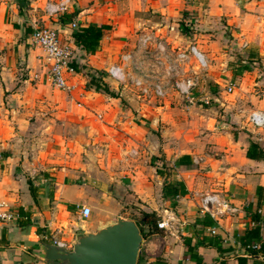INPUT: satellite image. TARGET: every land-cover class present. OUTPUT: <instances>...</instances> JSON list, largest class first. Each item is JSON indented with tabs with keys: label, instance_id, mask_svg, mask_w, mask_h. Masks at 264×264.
<instances>
[{
	"label": "crops",
	"instance_id": "obj_1",
	"mask_svg": "<svg viewBox=\"0 0 264 264\" xmlns=\"http://www.w3.org/2000/svg\"><path fill=\"white\" fill-rule=\"evenodd\" d=\"M56 1L0 0V204L18 214L15 221L0 223V264H43L42 244L51 237L70 246L76 234L95 232L115 222H101L93 228L87 221L95 214L90 213L84 221L79 218V207L96 205L104 210L114 201V185H104L101 176L93 173L89 163L92 156L80 148L84 136L90 130L96 141L104 129L145 134L155 125H85L93 98L104 99L98 104L104 109L119 97L131 102L132 108L138 106L129 90L120 92L102 77L101 82L112 96L105 98L98 93L101 91L86 89V73L104 72L123 52L133 53L134 68L149 66L150 72L162 71L166 59L177 64L176 53L188 46L197 51L204 48L200 45L204 37L216 36L211 45H218L220 37H224L228 43L225 47L245 55L246 61L230 64L229 70L222 69L225 79L220 78L221 73H214L208 80L219 86L220 81H229L233 91L237 84V96L244 102L250 100L254 111L264 112V91L262 102L256 105L253 98L257 92L252 89L264 86V78L254 81L251 76L259 72L256 68L249 70L256 64L264 68V0H75L64 13L44 15L43 5ZM34 21L57 30L60 38L70 44L77 71L67 76L73 86L68 94L47 81L44 54L30 40ZM70 23L106 26L92 55L72 43ZM185 31L191 35V44ZM141 35L150 37L145 51L137 49ZM157 43L164 53L157 50ZM230 106L226 108H233ZM234 120L235 114L231 122L211 125L205 136L195 139L204 153L196 154L201 151L198 150L176 154L163 145L161 159L157 160L161 166L147 164L148 171L159 180L161 213L155 215L157 221L165 207L183 225L177 236L142 226L135 264H154L157 260L164 264H194L185 245L196 253L200 264H264V253L250 254L240 242L244 231L253 227L250 213L256 210L262 214L264 209V161L245 156L250 142L264 151V128L257 130L240 122L231 125ZM127 141L132 147L126 181L138 178V159L143 157L136 148L140 142L134 137ZM199 157L203 161L194 164ZM179 159L181 164L175 166ZM164 181L183 185L184 193L175 197L172 208L167 199L161 198ZM210 193L228 199L238 212L217 223L198 213L195 195ZM204 217L211 226L200 224ZM211 228L213 235L208 232ZM263 238L264 227L260 231Z\"/></svg>",
	"mask_w": 264,
	"mask_h": 264
},
{
	"label": "rangeland",
	"instance_id": "obj_2",
	"mask_svg": "<svg viewBox=\"0 0 264 264\" xmlns=\"http://www.w3.org/2000/svg\"><path fill=\"white\" fill-rule=\"evenodd\" d=\"M185 36L189 37L188 41L190 40L191 44V35L185 31ZM213 37L201 39L203 42L200 45H203L204 48H200L198 52L206 60L207 68L199 72L198 84L191 90L189 95L177 93L174 87L176 78H170L171 81L165 89V95L149 99L136 97L128 82L125 85H116L120 92L129 90L130 94L134 95V102L138 105L136 108H132L130 106L131 102L123 97H119V101L106 109L102 108L101 105L98 106V104L104 103V99L100 97L92 99L91 106L87 108L85 125L155 126L152 129L147 128L145 134L142 132L138 135H130L125 130L113 132L104 129V131H100V136L98 135L96 141L92 140L93 135H95L92 131L83 132V134L86 133L84 136L85 142L80 148L84 151L83 153L86 152L92 156L93 160L89 163L93 166V173L101 176L104 185L106 183L114 185V195L112 196L114 201L107 209L99 210L96 205L93 207L87 205L91 209V214L96 215L93 219L87 221V224L90 223L89 226L96 228L100 226L101 222H114L116 217L132 221L137 226L144 213L160 215L161 206L157 184L159 180L153 177L146 166L151 164V158H155L154 163L159 164V167L161 166L159 162L161 156L159 157V155H161L160 147H163V145H166L176 154L201 150L199 153L195 152L200 154L204 153L205 149L197 145L195 139L205 136L211 125L229 123L233 114L236 115V120L231 125H238L236 122H240V125H249L246 120L247 112L254 110L250 100L246 99L244 102L243 98L237 96L238 85H235V90L231 94H227L223 89L227 83L226 81H220L221 85L219 86L211 83L207 78L214 73H221L220 78L225 79L222 69L225 70L226 67L229 70L230 64L235 65L242 60L246 61L245 55L225 47V44L228 45V43L224 37L218 38V45H211V42L216 39V36ZM224 40L226 41L224 42ZM243 66L247 67L245 64ZM186 68L187 70L180 77L191 76V71H196L195 61H190ZM251 68H256L259 73H263L261 76H259V73L255 77L251 76V79L260 81L264 78L263 67L256 64L254 66L250 65L249 70ZM233 70H239V67H233ZM236 73L237 71H234L232 74L235 76ZM102 78L108 80L105 74ZM108 83L112 82L108 80ZM112 84L115 86L114 83ZM252 89L257 92L254 94L255 98L253 99L256 105H259L263 100L261 92L264 91V86L256 85ZM98 93L108 98V94ZM241 93L246 94L247 92L242 91ZM262 104L264 103L262 102ZM228 105L233 106V108H226ZM244 109L247 112L243 111ZM239 110L243 112H239ZM119 132L122 135H118ZM133 137L141 143L136 148L143 157L138 159L140 161L137 168L140 171L137 174L138 178H130V180H127L130 181L128 183L125 178L130 165L128 152L132 146L127 138ZM93 196L96 197V195Z\"/></svg>",
	"mask_w": 264,
	"mask_h": 264
},
{
	"label": "built area",
	"instance_id": "obj_3",
	"mask_svg": "<svg viewBox=\"0 0 264 264\" xmlns=\"http://www.w3.org/2000/svg\"><path fill=\"white\" fill-rule=\"evenodd\" d=\"M75 0H58L55 3H45L42 11L47 17L64 13L69 5ZM71 30L76 28L74 23H70ZM32 31L30 34L31 42L39 47L45 59V73L49 84L59 91L70 93L73 86L68 83L67 76L74 74V69L71 66L73 63L72 50L70 44L62 40L58 31L50 27L40 25L34 21L31 25ZM150 37L141 35L137 39V49L145 51ZM157 50L164 53V48L157 43ZM166 57V56H165ZM176 63H171L170 59H166V65L162 71L150 72L149 66L133 65V53L123 52L118 55L117 62L109 65L104 74L106 78L115 85H128L132 88L136 97L149 99L151 97H162L165 95V89L170 83V78H176L174 87L180 95H189L191 90L197 86L199 80V72L207 68V62L204 57L195 49L194 46H188L186 50L180 51L175 55ZM193 59L196 63V71H191V76L180 77L185 72L189 60ZM159 66V63H155ZM180 65V67H179ZM181 66L183 67L181 69ZM135 71V72H134ZM225 93L233 92V84L227 82L223 87ZM248 124L257 130L264 128V112L252 111L247 116ZM203 161L201 157L193 160L194 164H199ZM198 199V213L208 216L212 221L217 223L225 217H229L238 212L237 207L233 206L228 199L215 193L195 195ZM91 211L87 207H79L80 220H86ZM18 218L16 211L8 209L4 204H0V223H8L15 221ZM183 225V221L174 213L163 207L162 216L156 221V229L162 230L171 236H177ZM208 232L213 235L214 229L211 228ZM52 244L60 248H69L63 241H59L54 237L48 240ZM243 249L257 250V244L248 245Z\"/></svg>",
	"mask_w": 264,
	"mask_h": 264
},
{
	"label": "water",
	"instance_id": "obj_4",
	"mask_svg": "<svg viewBox=\"0 0 264 264\" xmlns=\"http://www.w3.org/2000/svg\"><path fill=\"white\" fill-rule=\"evenodd\" d=\"M140 241L136 225L117 218L95 232L76 234L69 248L42 244L41 258L43 264H135Z\"/></svg>",
	"mask_w": 264,
	"mask_h": 264
},
{
	"label": "trees",
	"instance_id": "obj_5",
	"mask_svg": "<svg viewBox=\"0 0 264 264\" xmlns=\"http://www.w3.org/2000/svg\"><path fill=\"white\" fill-rule=\"evenodd\" d=\"M106 29V26L103 25H91V24H82V25H76V28L72 30L71 32V38L72 43L79 47L85 54L92 55L99 43V40L101 39V36L103 34V30ZM74 71H77L76 65L74 63L71 64ZM104 75L103 72H97V73H86V83L85 88L86 89H92L94 91H101L104 92L110 96L112 94L107 90L106 86L101 82V77ZM245 156L248 159L251 160H257V161H264V151L260 149L255 143L250 142L247 150L245 152ZM185 158L184 156L181 157V159ZM154 158H151V165L154 166ZM180 163V159L176 160L174 165L178 166ZM157 174L160 175V171H157ZM184 193L183 185L180 182L177 181H164L161 187V198L164 200H168L170 203V207H174V199L177 196H181ZM32 194V193H31ZM250 220L253 223V227L245 230L243 235L240 238V242L242 246H248L251 243L258 244V250L253 249H247V252L250 254H256V253H264V238L260 239V231L264 227V209L262 214L258 213L256 210L250 213ZM157 221V217L155 214L150 213H144L142 214V219L139 222V224L136 226L138 229V233L140 236H142V226H149L151 229L155 228ZM19 224H22V222H18ZM200 224L203 227H209L212 225L211 221L204 217ZM216 240H213V244ZM186 246L187 256L193 260L194 264H200V259L196 255V253L192 252V248L189 247V245ZM154 264H164L162 261L157 260Z\"/></svg>",
	"mask_w": 264,
	"mask_h": 264
}]
</instances>
